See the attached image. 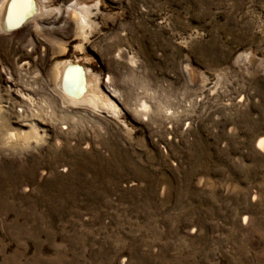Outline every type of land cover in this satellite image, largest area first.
Wrapping results in <instances>:
<instances>
[{"label": "rangeland", "instance_id": "374dc122", "mask_svg": "<svg viewBox=\"0 0 264 264\" xmlns=\"http://www.w3.org/2000/svg\"><path fill=\"white\" fill-rule=\"evenodd\" d=\"M33 3L91 27L0 32V264H264V0Z\"/></svg>", "mask_w": 264, "mask_h": 264}, {"label": "bare ground", "instance_id": "6f19581e", "mask_svg": "<svg viewBox=\"0 0 264 264\" xmlns=\"http://www.w3.org/2000/svg\"><path fill=\"white\" fill-rule=\"evenodd\" d=\"M43 1L45 0H38V3L41 5ZM89 14L87 9L79 8L75 4L56 10H37L33 0H21V3L15 7H13V0H0V32L14 34L13 31L16 30L20 33L28 32L31 34V32L45 31L51 36L50 33L68 32L69 28H73L74 31L76 30L77 36L85 38L86 29L91 27ZM245 61L251 65L257 63L256 58L252 55H247ZM54 70L57 87L70 103L74 105L87 104L94 107L103 105L118 109L115 99L118 102L121 99L119 100V96L117 97L115 91L107 86V82L101 85V81L98 79H95L98 81H92V78L74 66L71 60L66 59V61L57 64ZM183 73L186 77L192 79L193 73L188 66L183 68ZM0 84L6 85V80L1 74ZM140 110L143 111L144 116L149 113L146 104L141 105ZM7 137L9 140L16 138L12 132H8ZM257 148L264 151V138L259 141Z\"/></svg>", "mask_w": 264, "mask_h": 264}, {"label": "snow or ice", "instance_id": "6c2138e0", "mask_svg": "<svg viewBox=\"0 0 264 264\" xmlns=\"http://www.w3.org/2000/svg\"><path fill=\"white\" fill-rule=\"evenodd\" d=\"M19 3H21V0H13V7L17 6Z\"/></svg>", "mask_w": 264, "mask_h": 264}]
</instances>
